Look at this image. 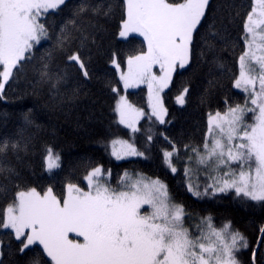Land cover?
I'll return each instance as SVG.
<instances>
[{"label":"snow or ice","instance_id":"6c2138e0","mask_svg":"<svg viewBox=\"0 0 264 264\" xmlns=\"http://www.w3.org/2000/svg\"><path fill=\"white\" fill-rule=\"evenodd\" d=\"M113 21L122 47L107 51L111 78L94 80L93 52L104 55ZM22 82L13 102L30 95L49 111L107 89L129 136L110 139L111 157L149 160L152 125H164L166 171L122 167L113 183L110 167L84 158L57 181L60 155L32 132L41 128L37 106L0 112V264H264V225L261 242L250 243L183 195L264 213V0H0V102ZM176 82L175 103L195 96L204 120L171 136L164 93ZM141 86L146 108L130 99ZM97 143L108 151L104 138ZM37 155L50 178L39 190L23 172Z\"/></svg>","mask_w":264,"mask_h":264},{"label":"trees","instance_id":"16d2710c","mask_svg":"<svg viewBox=\"0 0 264 264\" xmlns=\"http://www.w3.org/2000/svg\"><path fill=\"white\" fill-rule=\"evenodd\" d=\"M244 5L247 7L249 0H243ZM115 32V21L110 26V33L104 40V55H97L93 52V61L90 71L93 72L94 80L97 76L107 75L111 78L112 73L109 71V66L105 61L107 58V51L109 49L115 50L122 47L119 38L112 35ZM142 40L137 37V45ZM194 85L200 84V80L193 81ZM227 83V82H225ZM179 83L176 82V88L168 89L165 91V105L169 109V116L172 122L168 125V132L171 136H177L180 133H191L199 123L203 124L204 108L198 107V101L193 96L191 102L184 108H180L175 103V95ZM27 85L23 82L12 91L8 92L9 102L5 104L0 102V112L14 113L20 107L33 108L40 112L39 123L41 128L39 130L33 129L40 143H47L51 145L54 151L60 155L62 168L56 170L54 175L57 181L62 180L71 171V165L76 164L84 158H91L92 160L103 164L105 167H110L113 171V183H115L116 173L121 171L122 167H135L148 175H160L163 178L166 171L163 165L162 149L167 148V143L162 137L157 135L158 131L164 130V125L153 123V136L156 137L152 143L150 152V159L143 160L141 158H132L138 161L135 165L130 164L128 161H116L110 155V139L123 138L129 139L125 135L126 130H122L114 122V113L112 107L115 103L114 94L109 93L107 89L100 90L98 86H94L87 97L81 98L78 102L66 104L62 109L45 110L38 108V101L36 98L25 95L23 100H15L13 98L22 93ZM130 99L140 107L147 106V91L144 88L131 90ZM43 103V101H39ZM142 125L147 127L145 121H141ZM15 121L10 120L8 129L14 130ZM104 138L105 142L109 143V149L106 152L100 144L97 143L98 139ZM137 147L143 149L145 147L144 137L138 134L135 141ZM32 168H23L24 174L33 183V186L40 187L46 185L49 181L47 173H44L40 167L39 156L31 158ZM33 172L35 175H33ZM83 169H79L77 175H81ZM171 175V174H169ZM179 175V173H177ZM172 182L170 181V187ZM56 191H59L60 184H54ZM185 203L197 212L205 209L211 211L216 217V222L219 224L222 220H231L236 228H238L249 240L250 243L257 242L260 238L259 227L264 225V213L259 211H246L239 206V204L227 197L219 200H196L189 193L184 192ZM262 239V238H261ZM256 247L252 246V250ZM259 253V250H258ZM7 255V254H6ZM244 258H247L245 253Z\"/></svg>","mask_w":264,"mask_h":264},{"label":"rangeland","instance_id":"374dc122","mask_svg":"<svg viewBox=\"0 0 264 264\" xmlns=\"http://www.w3.org/2000/svg\"><path fill=\"white\" fill-rule=\"evenodd\" d=\"M156 71H158V69H156ZM141 88H144V89H146V87H144V86H141ZM131 90H137V89H129V91H131ZM146 91H147V89H146ZM117 147H119V146H117ZM110 152H111V147H110ZM114 158V157H113ZM115 159V158H114ZM191 179H192V182L193 183H197L198 181L199 182H203V180H204V176L202 175V174H193L192 175V177H191ZM261 237V236H260ZM259 240H260V238H259ZM259 240H258V242H259ZM254 250H256V247H255V249Z\"/></svg>","mask_w":264,"mask_h":264},{"label":"water","instance_id":"95a60500","mask_svg":"<svg viewBox=\"0 0 264 264\" xmlns=\"http://www.w3.org/2000/svg\"><path fill=\"white\" fill-rule=\"evenodd\" d=\"M259 242H261V237H260V240H259ZM259 242H258V243H259ZM258 250H259V249L256 247V250H255V251H257V252H258Z\"/></svg>","mask_w":264,"mask_h":264}]
</instances>
